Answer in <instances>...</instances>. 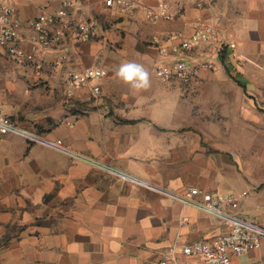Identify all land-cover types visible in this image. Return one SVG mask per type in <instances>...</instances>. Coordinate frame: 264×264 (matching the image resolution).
<instances>
[{
	"label": "crops",
	"instance_id": "1",
	"mask_svg": "<svg viewBox=\"0 0 264 264\" xmlns=\"http://www.w3.org/2000/svg\"><path fill=\"white\" fill-rule=\"evenodd\" d=\"M173 2L174 21L120 17L105 41L72 46L60 67L17 65L0 48V112L146 183L233 194L240 217L264 224V0ZM45 3L17 0L18 17L35 18ZM198 16L218 26L220 51L200 45L180 58L213 59L216 70L188 84L156 80L151 38L188 37ZM127 62L147 69V90L116 76ZM91 64L108 71L101 95L85 89L67 99L66 73ZM226 233L211 215L61 152L12 135L0 142V264H155L173 245L176 264H205L181 246ZM231 264H264V245Z\"/></svg>",
	"mask_w": 264,
	"mask_h": 264
},
{
	"label": "built area",
	"instance_id": "2",
	"mask_svg": "<svg viewBox=\"0 0 264 264\" xmlns=\"http://www.w3.org/2000/svg\"><path fill=\"white\" fill-rule=\"evenodd\" d=\"M16 2L17 0H0V48L13 61L37 69L46 63L60 67L72 46L100 39L103 31L98 18L100 15L114 19L141 12L153 22H171L179 14L165 1H159L155 6H145L143 0H46L36 17L24 22L18 17ZM191 27L192 33L188 37L171 34L165 43L158 36L151 38L158 57L155 64V77L158 80L188 84L199 78L202 72L216 70V60L193 63L180 58L200 45H215L217 52L220 51V30L214 22L198 16L191 22ZM52 53L57 54L56 58L46 62V56ZM98 72L100 75H97ZM107 75V69L97 64L68 71L64 79L67 99H74L76 93L85 89H89L92 96L98 98L102 93L98 81ZM9 135L61 152L72 160L86 163L123 183L145 188L174 204L194 208L225 224L227 233L212 241L200 240L182 245L181 253L185 256L197 257L205 264H231L234 258L260 250L264 245V224L240 217L236 213L239 202L233 194L206 193L197 187L178 193L146 183L73 151L61 139H50L34 130L22 128L0 112V142L4 136ZM176 258L177 246L173 245L168 248L163 259L155 264H176Z\"/></svg>",
	"mask_w": 264,
	"mask_h": 264
},
{
	"label": "clouds",
	"instance_id": "3",
	"mask_svg": "<svg viewBox=\"0 0 264 264\" xmlns=\"http://www.w3.org/2000/svg\"><path fill=\"white\" fill-rule=\"evenodd\" d=\"M97 75H100L98 72ZM116 76L131 89L139 92L147 90L150 86V74L143 65L135 62L123 63L119 66Z\"/></svg>",
	"mask_w": 264,
	"mask_h": 264
},
{
	"label": "rangeland",
	"instance_id": "4",
	"mask_svg": "<svg viewBox=\"0 0 264 264\" xmlns=\"http://www.w3.org/2000/svg\"><path fill=\"white\" fill-rule=\"evenodd\" d=\"M147 1H149V2H153L154 3V6L155 5H157V3L159 2V1H165V2H168V3H170V5L172 6V4L171 3H174L173 2V0H147ZM98 18H99V21L102 23V27H103V31H102V37L100 38V39H102L103 38V40L105 41L107 38V32L108 31H111L112 32V30H114V28H115V25L117 24V23H119V22H121L122 20H123V18H110V17H107V16H105V15H100V16H98ZM100 39H98V40H100ZM151 43V42H150ZM110 45H113V44H110ZM152 45V44H151ZM119 47H112L111 49H113V50H117ZM10 60L14 63V64H17V65H22V63L20 64L19 62H16V61H13L11 58H10ZM23 65H25V64H23ZM91 65H93V64H91ZM98 65V64H97ZM154 78H155V75L153 74L152 75ZM156 80H157V78H155Z\"/></svg>",
	"mask_w": 264,
	"mask_h": 264
}]
</instances>
